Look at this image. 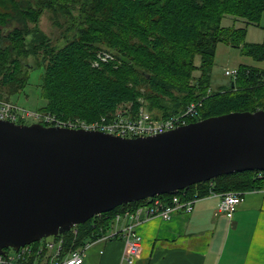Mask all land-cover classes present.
Masks as SVG:
<instances>
[{"label":"trees","instance_id":"obj_1","mask_svg":"<svg viewBox=\"0 0 264 264\" xmlns=\"http://www.w3.org/2000/svg\"><path fill=\"white\" fill-rule=\"evenodd\" d=\"M47 13L62 30L60 44L41 25ZM263 13L264 0H0V98L11 100L26 87L32 66L25 61L34 57L33 67L45 68L42 94L47 103L40 111L65 119L93 122L112 116L125 102L138 108L142 99L155 118L171 117L201 102L188 123L264 109L262 68L241 65L230 85L212 88L219 43L242 46L243 53L264 60V39L247 42V28L223 26V18L233 15L247 24L260 23ZM101 50L115 57L93 66ZM260 171L222 174L159 197L170 203L176 195L188 200L211 191L246 193L264 187ZM145 200L78 224L76 234H64L66 246L97 239L118 213L135 210Z\"/></svg>","mask_w":264,"mask_h":264},{"label":"water","instance_id":"obj_2","mask_svg":"<svg viewBox=\"0 0 264 264\" xmlns=\"http://www.w3.org/2000/svg\"><path fill=\"white\" fill-rule=\"evenodd\" d=\"M245 170L264 171V109L136 137L0 119V253L122 204Z\"/></svg>","mask_w":264,"mask_h":264},{"label":"crops","instance_id":"obj_3","mask_svg":"<svg viewBox=\"0 0 264 264\" xmlns=\"http://www.w3.org/2000/svg\"><path fill=\"white\" fill-rule=\"evenodd\" d=\"M218 201L208 195L189 213L144 219L138 226L143 248L133 264H264V190L246 192L232 214L219 211ZM121 225L115 222L107 233ZM94 244L97 250L89 252ZM94 244L84 264H128L122 237Z\"/></svg>","mask_w":264,"mask_h":264},{"label":"built area","instance_id":"obj_4","mask_svg":"<svg viewBox=\"0 0 264 264\" xmlns=\"http://www.w3.org/2000/svg\"><path fill=\"white\" fill-rule=\"evenodd\" d=\"M114 53L110 50H101L93 61V66H99L100 62L113 60ZM225 73L231 78H236L239 68L226 69ZM264 82V73L261 79ZM143 101V100H142ZM201 102H192L179 114L168 118H155L149 111L144 101L140 107L135 108L132 102L120 104L112 116L103 115L93 122L80 118L65 119L50 112L28 110L17 102L0 98V119L11 120L17 123L32 119L35 122L48 123V125L102 130L120 136L136 137L154 135L175 129L187 124L190 117L197 116ZM264 171L259 172L262 177ZM264 190L263 188H260ZM245 192L228 191L217 193L211 191L209 196L219 197L218 210L232 214L237 205L244 199ZM195 199H183L176 195L170 203H164L159 195L148 197L135 210H125L116 215L115 220L122 225L110 233H105L95 240L87 241L80 246H66V237L60 233L51 235L53 238L44 237L38 241L21 246L19 249L9 247L5 253H0V264H84L87 250L98 240L122 237L125 241L123 261L133 264L143 248V239L138 226L144 219L152 216H161L170 219L179 210L191 212ZM77 226V225H76ZM76 226L69 231L77 233ZM68 232V231H67Z\"/></svg>","mask_w":264,"mask_h":264},{"label":"rangeland","instance_id":"obj_5","mask_svg":"<svg viewBox=\"0 0 264 264\" xmlns=\"http://www.w3.org/2000/svg\"><path fill=\"white\" fill-rule=\"evenodd\" d=\"M41 25L43 29L50 34L55 42H58L59 44L63 42V39H59L62 32L61 28L53 24L52 20H50L48 16V13L42 18ZM222 25L232 27H246L247 42H261L264 39V13L260 23L247 24L243 18H236L233 15H226L222 20ZM25 63L27 67L32 66L29 73L28 84L21 92L12 95L11 100L17 102L19 105L28 110L40 111V109L43 108L47 103L46 98L42 94V80L45 68L43 65L38 66L36 64V66L33 67L34 63H36L34 57L27 58ZM197 63H200V57H198ZM241 65H251L264 69V60H258L243 53L242 46H234L225 42L219 43L217 46L215 62L212 70V88L218 89L222 85H230L232 79L225 73L226 69L239 68ZM198 73L199 72H197V74ZM27 122L34 123L35 121L28 119ZM48 238L51 239L53 237L50 236ZM97 248L98 244H94L88 251H95Z\"/></svg>","mask_w":264,"mask_h":264}]
</instances>
